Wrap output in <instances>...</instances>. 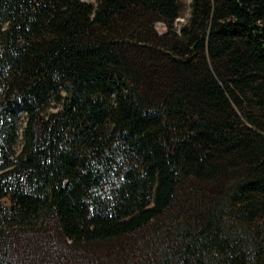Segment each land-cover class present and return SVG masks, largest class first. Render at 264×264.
<instances>
[{"label": "trees", "instance_id": "1", "mask_svg": "<svg viewBox=\"0 0 264 264\" xmlns=\"http://www.w3.org/2000/svg\"><path fill=\"white\" fill-rule=\"evenodd\" d=\"M0 160V264H264V0H0Z\"/></svg>", "mask_w": 264, "mask_h": 264}, {"label": "rangeland", "instance_id": "2", "mask_svg": "<svg viewBox=\"0 0 264 264\" xmlns=\"http://www.w3.org/2000/svg\"><path fill=\"white\" fill-rule=\"evenodd\" d=\"M88 3L98 5V0H85ZM183 1V6H184V12L186 15L189 14V8H190V3L191 0H182ZM187 17H182L177 21V27L180 28L186 21ZM154 29L159 35H164L167 32V27L166 25L162 23H156ZM49 111L48 114L56 112L60 104L57 101H52L49 105ZM22 148V141L17 146V151L18 153L20 152ZM2 164L0 160V165ZM4 204L6 206L10 205L9 200H5ZM36 232H29L23 236L22 241L17 243V247L15 248L16 253H25V248L29 249L32 255L36 258V262H42L43 260V252L40 251L42 248H51L52 252L54 255L50 253L47 254V260L52 261L53 259H56V256L61 257L63 254V246L62 243L59 240L58 237V231L56 227L51 224L47 226L43 225H38L37 229H35ZM17 234V232H16ZM17 238L19 237L20 234H13Z\"/></svg>", "mask_w": 264, "mask_h": 264}]
</instances>
